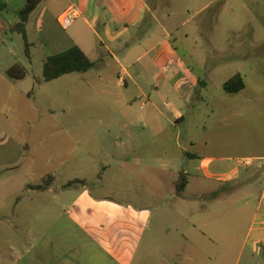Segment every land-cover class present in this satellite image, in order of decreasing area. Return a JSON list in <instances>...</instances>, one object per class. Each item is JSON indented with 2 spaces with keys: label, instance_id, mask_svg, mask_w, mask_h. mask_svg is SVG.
Here are the masks:
<instances>
[{
  "label": "rangeland",
  "instance_id": "rangeland-1",
  "mask_svg": "<svg viewBox=\"0 0 264 264\" xmlns=\"http://www.w3.org/2000/svg\"><path fill=\"white\" fill-rule=\"evenodd\" d=\"M7 1L16 9L22 3L24 8L28 0ZM145 1L157 12L154 28L158 37L163 29L171 33L174 55L201 79L184 109V136L197 137L206 150L204 143L209 142L210 150L221 154L264 157V21L259 14H249L245 31L235 35L232 31L240 28L234 26L233 0ZM1 18L11 23L20 20L19 13L4 5H0ZM42 18L41 10L32 17L35 44L29 46V57L22 37L12 31L0 33V114L7 116L6 120L0 116V264H246L250 251L245 249L240 258L249 225L244 217L260 212L258 206L264 208V167L257 169L262 160H253L250 167L252 184L226 191L235 193L238 209L246 208L242 214L236 212L231 233L235 236L228 237V221L222 222L220 236L213 234L211 223L205 224L208 237L198 233L196 247L177 248L186 251L189 259L183 253L170 254L175 248H150L147 223L133 218L138 202L132 197L140 190L109 184L100 187L96 178L85 188L79 184L64 188L73 180L69 172H62L74 150L64 133L69 121L85 122L90 114L103 112L88 105L102 96L92 89H79L80 83L90 78L114 87L116 78L109 69L102 76L74 74L72 84L67 79L44 82V46L37 40ZM40 33L46 41L44 31ZM16 63L27 76L24 81H13L10 88L7 69ZM237 73L244 76L246 97L253 101L245 108L243 98L232 99L222 85ZM146 75L154 85L152 73ZM88 120L86 129L91 127ZM84 148L76 149L80 153ZM11 162L17 171L5 170ZM49 175L56 180L52 190L32 189ZM184 230L191 229L186 226Z\"/></svg>",
  "mask_w": 264,
  "mask_h": 264
},
{
  "label": "crops",
  "instance_id": "crops-1",
  "mask_svg": "<svg viewBox=\"0 0 264 264\" xmlns=\"http://www.w3.org/2000/svg\"><path fill=\"white\" fill-rule=\"evenodd\" d=\"M263 1H232L235 4L231 7L236 22L234 26L240 28L232 33L237 35L244 32L248 15L254 12L264 21ZM0 2L1 6L12 8L19 14L23 10V3L22 7L13 9L9 1ZM70 7H76L79 16L65 30L58 23V18ZM40 10L43 18L39 30L46 34V41L44 38L42 40L40 32L37 38L44 46L43 65L49 56L77 46L96 63V67L85 75L98 73L102 76L112 69L116 78L114 87L90 78L80 83L79 89H92L96 95L102 96L99 102L88 105L103 112L94 116L90 114L91 117L85 118V122L69 121V129L64 133L74 150L67 159L68 168L62 169V172H69L73 180H68L64 188L75 181H84V184H78L85 188L96 178L100 187L109 184L117 188L130 189L132 186V189L140 190L132 197L138 202L133 218L147 223L150 248L196 247V234L209 236L204 229L205 224L211 223L210 227H215L213 234L220 236L218 232L225 221H228V237H234L235 234L231 233H234L236 212L239 210L242 214L246 208L238 209L235 193L226 191L230 188L244 189L242 186L252 184L254 178L249 172L253 160L264 162V157H234V152L221 154L211 151L209 142L204 143L206 150L199 146L197 137L184 136L182 126L187 124L184 109L189 107V95L197 89L201 79L174 55L171 33L163 29V35L158 37L154 28L158 18L156 10L145 0H41L26 26L30 46L35 44L31 36V20ZM14 24L1 18L0 33L11 31ZM250 33L247 32L246 36ZM14 34L24 41L22 35ZM10 39L14 41L13 37ZM12 52L9 50L10 54ZM261 54L264 56V52ZM111 62L115 68H112ZM137 65H141L138 70ZM157 68L159 71H156ZM218 68H221V64L217 65ZM147 73H152L154 85L150 84ZM237 74L244 77L241 73ZM73 75L55 81L67 79V83H71L75 80ZM8 78L6 82L10 88H13V81L26 79ZM225 83H222L223 87ZM246 92L247 85L239 94L228 95L232 99L243 98L245 108L253 102L252 98L246 97ZM200 100H204L203 97ZM0 116L7 119L5 114ZM88 119L91 120V127L86 129ZM92 140L94 143L89 145L88 141ZM81 147L85 148L78 153L76 148ZM244 160H248V163ZM262 167L264 163L258 164L257 169ZM5 170L14 172L18 167L11 162ZM182 175L187 179V185L185 191L179 194L177 185ZM55 181L50 190L54 188ZM257 209L260 212L251 218L244 217L249 225L240 258L245 249L249 250L246 264H253L255 258L256 264H264V208L258 206ZM186 226L191 230H184ZM175 249L170 254L183 253L185 259L190 258L186 251Z\"/></svg>",
  "mask_w": 264,
  "mask_h": 264
},
{
  "label": "trees",
  "instance_id": "trees-1",
  "mask_svg": "<svg viewBox=\"0 0 264 264\" xmlns=\"http://www.w3.org/2000/svg\"><path fill=\"white\" fill-rule=\"evenodd\" d=\"M41 0H28L25 7L19 14V22L14 24L11 28L13 33H17L23 36L26 45V54L29 57V43L27 37V23L33 14V12L40 5ZM96 67V63L92 61L79 47L73 46L67 51L59 53L57 55L49 56L43 65V81L48 83L55 81L63 76L70 74H84ZM8 76L14 80H23L26 77V71L24 67L15 65L8 70ZM244 78L237 74L228 80L224 84V91L230 96L239 94L245 89ZM54 177L48 176L44 179L43 183L37 186H33V190L48 191L54 183ZM84 184V181H75L67 184V187H71L75 184ZM187 185V179L185 176H181L180 182L177 185V192L181 194L185 191Z\"/></svg>",
  "mask_w": 264,
  "mask_h": 264
},
{
  "label": "built area",
  "instance_id": "built-area-1",
  "mask_svg": "<svg viewBox=\"0 0 264 264\" xmlns=\"http://www.w3.org/2000/svg\"><path fill=\"white\" fill-rule=\"evenodd\" d=\"M78 16H79L78 9L76 7H70L59 16L58 22L60 26L66 30L69 29L74 24ZM244 162L248 163V160H244Z\"/></svg>",
  "mask_w": 264,
  "mask_h": 264
}]
</instances>
